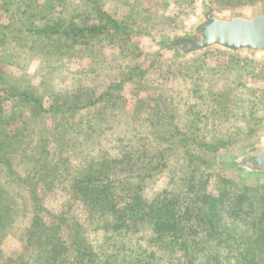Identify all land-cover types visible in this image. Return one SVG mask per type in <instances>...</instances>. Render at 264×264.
Segmentation results:
<instances>
[{
    "label": "rangeland",
    "instance_id": "obj_1",
    "mask_svg": "<svg viewBox=\"0 0 264 264\" xmlns=\"http://www.w3.org/2000/svg\"><path fill=\"white\" fill-rule=\"evenodd\" d=\"M202 1L219 13L264 8V0H96L118 35L77 39L71 44L67 36H59L63 41L59 46L53 38L58 33L35 40L37 30H43L46 20L54 23L59 16L71 19L75 15L77 27L92 23L95 18L88 20L86 15L92 0H32L40 13L35 19L21 14L17 0H0V116H6L0 124V158L9 159L0 161V182L12 196L9 201L13 207L12 222L0 231V264H37L36 245L40 244L36 234L45 231L53 214L68 217L60 227L65 237L70 235L71 221L77 220L89 243L97 247L102 243V259L108 253L104 251L112 250V246L103 248L110 243L108 230L101 228L104 224L87 220L89 202L72 194L71 178L82 165L100 158L98 146L91 143L97 139L111 144V148L106 146L107 153L100 149L106 153V175L123 176L126 172V179L134 183L138 177L133 178L132 168L140 167L144 172L142 196L148 201L160 191L181 189L180 178L192 170L202 176L206 193L214 195L221 187L232 196L225 201L236 200L237 207L244 197L255 194L256 184L264 179L253 180L225 170L219 161L225 154L254 144L264 134V56L208 48L179 57L159 45L188 31L201 16ZM228 53L239 55L241 71L222 70L229 61ZM157 101L166 105L178 127L196 119L184 137L194 140L193 151L198 153L203 152V144L202 164L195 161L181 169L183 144L178 140L182 141V136L173 132L166 135L163 123L147 117ZM218 103L224 106L216 115L214 106ZM182 110L185 114L181 116L174 113ZM87 129L91 135L83 134ZM137 145L142 147L138 154L134 151ZM157 148L163 154L152 167L149 159ZM34 163L39 175L34 174ZM63 170L71 174L65 178L59 173ZM227 177L239 184L225 182ZM124 184L126 189L133 188ZM225 210V227L240 231L247 227V220L231 216L229 208ZM198 223L196 218L189 219L180 235L173 237L174 243L168 244L154 241L152 226L141 224L131 237L117 238L121 252L114 257V264H134V258L148 249L156 251L155 264H208L197 257L202 247L209 250L216 243L208 234L214 230L203 229ZM254 223L261 225L264 219ZM249 228L239 231L240 235ZM179 246H189L194 253L184 259L175 251Z\"/></svg>",
    "mask_w": 264,
    "mask_h": 264
},
{
    "label": "trees",
    "instance_id": "obj_2",
    "mask_svg": "<svg viewBox=\"0 0 264 264\" xmlns=\"http://www.w3.org/2000/svg\"><path fill=\"white\" fill-rule=\"evenodd\" d=\"M17 2H19L18 4L22 7L21 14L25 17L35 19L38 14H40L39 11L34 8L35 5L31 4L32 0H17ZM91 4L90 12L86 15L88 20H92L90 16L95 18L93 19L95 21H92V23L77 27L74 21L75 19L73 18L75 15L72 16L71 19L59 16L56 17L57 20L54 23H50L49 20H46L45 22L47 23L42 26L43 30H37L35 40L39 38L42 39L43 35H47L48 37L50 34L58 33L59 35H55L53 38H55L54 42L60 46L63 44V41L59 38L63 36H67L71 40L70 44L77 39L85 40V38H87L89 40V38L94 36L105 37L104 34L108 35L109 33H111L112 36H117L118 31L114 27L113 21H110L108 14L100 8L96 0H92ZM97 20H101L103 23L99 24ZM63 26H65L63 29L64 33L62 32ZM77 42L83 43L85 41ZM239 58V55L228 53L229 61L222 70H226L227 68L228 70H233V72L241 71V60ZM245 59L249 58L245 57ZM217 71L218 70H215V72ZM188 94L192 96V90L188 91ZM200 106L201 103L198 106L199 111H201L202 108ZM222 106H224L223 103H218L214 106L216 115L218 112L217 110L221 109ZM174 113L178 116L185 114L183 110L175 111ZM190 113L194 114V112ZM168 114L166 105L161 101H157L155 107L147 111V117H150L152 122L157 124L163 123V132L165 131L166 135L167 132H173L182 136L180 137L182 141L178 140V142H180L181 145L183 144V147L180 148L181 145L177 144V148L181 149V169L191 166V163L195 161H197L198 164H202V155H204L206 151L204 150L203 144H200L203 148V152L198 153L193 151L196 147L195 143L192 142L194 140L189 141L184 137L186 132L190 131L191 128L195 126L194 122L196 119H189L187 123L184 122L182 127H178L173 124ZM4 117L6 118V116ZM4 117L0 116V124L5 123ZM168 117V123L164 124V122H166L165 119H168ZM110 127L113 129V126ZM163 132H161V134H163ZM83 134L91 135L88 129L83 132ZM3 135L7 137V131H5ZM91 143L98 146L97 151L100 158L91 162L88 161L86 165H82V168L80 167L81 170L76 172L71 178V184L74 185L72 187L74 188L72 194L75 198H80L81 200L89 202L90 211L87 212V220H90V223L94 222L99 224V221H101L100 224H104L101 228H105L110 233V235L109 233L106 235V237L110 239V243L107 242L103 248L111 249V246L113 248L111 251H104L108 253L107 256L102 259V253L99 250L102 243L101 245L98 243V247L89 243L86 230L82 227L81 222L77 220L71 221L70 235H66L65 237L64 234L61 233L60 227L68 220V217L53 214L51 215L53 217L49 220L50 222L47 224L45 231L41 234H36L39 238L37 244L40 245H36L35 239L32 238L33 244L39 249L37 252L38 257L36 258V260L38 259L37 264H114L116 261V259L114 261V257L116 256L117 258L121 252V242L119 244L117 238L124 236L131 237L132 234L138 230L139 225H151L156 234V236L153 235V240L168 244V242L174 243L176 239L173 237L175 235L176 237L180 235L185 224L188 223V220L193 218L197 219V223L199 222V226L203 229L208 227L214 230V232L208 230V234L209 236L211 235L216 242L209 250L204 247L199 250L201 251L197 257L199 260H204L208 264H264V223L261 225L254 223L264 219V182L257 183L255 194L251 193L244 197V202L240 207H237V203H235L236 200H230L229 202L225 201L227 200L226 198H231L232 196L231 194L228 195L225 193L221 187L216 189L217 193L214 195L206 193L202 185V176L194 173L195 170H192L190 173L180 178L183 182V185H179L181 189L177 190L171 188L160 191L156 193L152 200L148 201V199L142 196L143 183L141 178L143 179L144 172H141L140 167L132 168L133 178L136 175L138 177L135 179L134 183H132L129 177L126 179L128 176L126 172L123 176L119 175L120 177L116 174H112L114 177L106 175L109 169H105L107 168V161H103V158H105V154L107 153L106 146L111 148V144L108 143V141L102 143V141L98 139ZM154 147L155 145L152 148ZM206 148L213 150L210 146ZM100 149L104 152L106 151V153H103ZM134 151L138 154L142 151V147L137 145ZM159 151V148L152 151L149 163L153 164L158 157L161 158L163 153L161 154ZM25 155L26 154L23 152V156ZM7 158H0V161L4 159L9 162ZM42 163L43 162H40V164ZM44 164L48 163L45 162ZM33 167L35 171L34 174L39 175L35 163ZM152 167H154V164ZM40 171L41 169H39V172ZM68 171L63 170L59 173L67 178L71 174L68 173ZM101 176L107 178H102ZM23 178L24 177H22V179L18 178V181L23 180ZM227 178L229 179H224L225 182L231 181L232 183L234 182V184H239L235 179L230 177ZM125 182L133 188L126 189ZM222 198H224V205L220 207L219 201ZM10 199H12V196L0 182V231L8 229L9 223L12 222L11 212L13 211V207L11 205L12 203L9 201ZM208 201H212V203L210 206L205 207ZM226 208H229V214H231V216L238 217L239 220L248 221L246 224L247 227L250 228L248 232L246 231V234L240 235V232H244L247 227L240 231L236 228L229 230L228 227L224 226V214L225 211L227 212L228 210H225ZM256 215L258 216L256 217ZM193 221H195V219ZM225 233L227 234L225 235ZM221 245H224V247ZM215 246H218V248ZM174 248L176 252L177 250L180 251L184 259L194 253L189 246ZM155 255L156 251L154 249H148L145 253L140 252V254L134 258V264H155L158 261ZM188 262L189 264H193L191 261Z\"/></svg>",
    "mask_w": 264,
    "mask_h": 264
},
{
    "label": "water",
    "instance_id": "obj_3",
    "mask_svg": "<svg viewBox=\"0 0 264 264\" xmlns=\"http://www.w3.org/2000/svg\"><path fill=\"white\" fill-rule=\"evenodd\" d=\"M201 6L200 18L185 34L161 41L162 50H172L179 57L208 48L264 56V8L219 13L206 1ZM219 162L225 170L253 180L264 179V134L254 144L223 155Z\"/></svg>",
    "mask_w": 264,
    "mask_h": 264
}]
</instances>
